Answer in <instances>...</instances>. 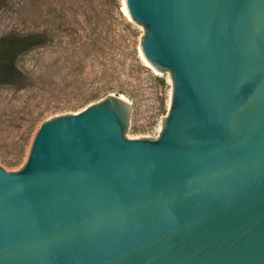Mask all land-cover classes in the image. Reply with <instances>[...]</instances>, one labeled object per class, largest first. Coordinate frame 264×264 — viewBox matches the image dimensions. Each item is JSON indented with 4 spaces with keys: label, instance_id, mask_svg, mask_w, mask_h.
<instances>
[{
    "label": "water",
    "instance_id": "water-1",
    "mask_svg": "<svg viewBox=\"0 0 264 264\" xmlns=\"http://www.w3.org/2000/svg\"><path fill=\"white\" fill-rule=\"evenodd\" d=\"M169 71L158 137L110 93L0 164V264H264V0H125Z\"/></svg>",
    "mask_w": 264,
    "mask_h": 264
},
{
    "label": "rangeland",
    "instance_id": "rangeland-1",
    "mask_svg": "<svg viewBox=\"0 0 264 264\" xmlns=\"http://www.w3.org/2000/svg\"><path fill=\"white\" fill-rule=\"evenodd\" d=\"M46 30L54 34L51 42L17 58L32 85L19 91L0 87V137L17 141L30 115L36 117L19 164L3 165L7 170L25 164L43 121L80 111L110 93L133 104L128 137L160 135L170 109L171 74L144 61L145 28L125 13L123 0H1L0 40L21 42ZM11 156L9 148L0 150V164Z\"/></svg>",
    "mask_w": 264,
    "mask_h": 264
},
{
    "label": "trees",
    "instance_id": "trees-1",
    "mask_svg": "<svg viewBox=\"0 0 264 264\" xmlns=\"http://www.w3.org/2000/svg\"><path fill=\"white\" fill-rule=\"evenodd\" d=\"M53 38L54 34L46 30V32H38L29 37H25L21 42L12 41L11 38L0 40V87L14 89L15 91L25 90L30 87L32 85V78L21 70L17 64V58L20 54L27 52L33 47L48 44ZM35 120L36 117L33 118L30 115V123L26 127V133L24 132L17 141L8 143L0 137V150L9 148L12 153L9 159H2V165L12 168L19 164L28 144L30 132Z\"/></svg>",
    "mask_w": 264,
    "mask_h": 264
},
{
    "label": "bare ground",
    "instance_id": "bare-ground-1",
    "mask_svg": "<svg viewBox=\"0 0 264 264\" xmlns=\"http://www.w3.org/2000/svg\"><path fill=\"white\" fill-rule=\"evenodd\" d=\"M123 10H124L125 13L128 15V11H127V8H126V2H125V0H123ZM128 16H129V15H128ZM140 51H141V49H140ZM141 55H142L144 61H145L149 66L153 67V66L149 63V61H147V59L144 57V55L142 54V51H141ZM153 68H154V67H153ZM154 69H155V68H154Z\"/></svg>",
    "mask_w": 264,
    "mask_h": 264
}]
</instances>
